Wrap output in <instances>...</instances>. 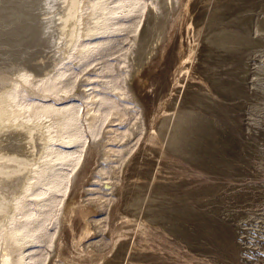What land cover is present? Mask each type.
<instances>
[{"label":"rangeland","instance_id":"374dc122","mask_svg":"<svg viewBox=\"0 0 264 264\" xmlns=\"http://www.w3.org/2000/svg\"><path fill=\"white\" fill-rule=\"evenodd\" d=\"M32 1L31 18L49 2ZM20 2L0 0V63L22 59L0 65V94L35 49L49 53L18 27ZM51 4L43 21L61 13ZM126 14L101 36L82 35L92 24L79 28L71 54L56 61L54 96L44 94L42 72L21 85L25 105L57 93V106H77L82 134L75 145L51 141L75 159L56 166L62 193L36 186L55 202L42 218L45 240L26 243L23 264H264V0H141ZM84 43L97 49L82 55ZM21 177L3 180L0 193L31 196ZM29 197L39 214L41 201Z\"/></svg>","mask_w":264,"mask_h":264},{"label":"bare ground","instance_id":"6f19581e","mask_svg":"<svg viewBox=\"0 0 264 264\" xmlns=\"http://www.w3.org/2000/svg\"><path fill=\"white\" fill-rule=\"evenodd\" d=\"M20 1H21L20 2L21 4L20 3H19V5L17 4L18 5L17 7H19V6H22V7L16 8V10L18 11L19 14H17V16L15 18L16 19L21 18L23 20H26V24L24 22L23 23L20 22L21 24L18 22L19 23L18 27H21L22 29L25 27V31H28L30 33V34H28V36H29L31 41H28L29 42L28 44H31L32 46L34 44L35 46H37L39 43H42L40 45H43V43H44L43 46L48 49L49 53H47V56H46L45 53L43 54V52H41L40 50L36 51L37 49H35L34 48L35 46H34L33 48L35 49V51L33 53L35 55H34V57L32 56L33 59L30 61L25 60L26 63L24 65H26V64L28 65V66L26 65L27 68L25 69L26 70L25 74L19 76L16 80L14 79V81L12 82V84L14 83L13 88L9 93H6L5 92L6 90H5V91H3V93L1 92V94H0V131L1 132L6 131V133L9 132V135L6 136V138H7V140H6L7 145L5 146L6 148L3 149L2 152L0 150V152L3 153V154L0 153L2 155V156H0V183L6 179L9 180L8 182H11V180L17 179V177L22 176L21 178H23V180L19 179V181L20 180L23 181V184L26 187H31V186L33 187V189L30 192L31 196L28 192H26L28 194H27V196H25V199H26V197L30 196L32 199H34V198L37 199L36 202L41 201V202H38V204L40 203L39 205H41V207L39 206L41 208V211L39 214L36 213L37 215L32 214L30 212V210L28 209V206H27L28 202L27 203L24 202L27 199L25 200L23 197L19 196L21 194V192L19 195H17V197L13 195L14 197H16L15 199H13L14 198L13 196H12L13 198H9V196L6 195L7 193L6 194H3V192L0 193V237L4 240V243H5V245H4L5 246L4 247L5 252L2 254L4 257L3 264H23V263H25L26 262L25 257H24L25 255H24V252L22 251L23 248L25 246L30 245V244L32 245V243L34 244L35 240H37L39 238L44 239L45 235L42 234L44 225L42 222H44V220L46 221V219H44V218L48 217L47 216L48 213H47L46 209H48L47 208L48 206H49V208L53 206V205L51 206V203L54 200L51 201V199H50L51 197L46 196L47 192L43 191L41 189L40 190L37 189L36 186L41 185L43 187V185H46L47 186V188L45 187L46 189H48L49 191L52 190L49 192V194L50 193L52 194V192L57 193L58 189H60V191L58 190V193L63 192V190L61 191V187L64 186L63 185L64 181L61 177H58V175L60 176V174H58L59 172H57L58 169H56V166L58 167V165L60 166L61 164L67 165V163H69L73 159H75V154H74L75 151H72L69 149L64 150V148L62 149V148H58V147L55 148L52 145H50L51 141H53V139H56L58 141H61L62 143L64 142L61 145H65V143L66 144L67 143L68 144L73 143L71 145H75L74 142H76V144H79V142L82 139V134H81V130L79 127L80 124L78 125V122H79L78 114H77L78 107L74 106V104H71L69 106H57L58 103H56L58 101L56 98L58 97L57 93L59 91H57L58 89L52 83L55 80H58L57 77L60 75L58 72L59 70L58 71L56 70V68L58 67L56 65V61L58 60V57L61 55H64V54L65 55L71 54V53H68V51H69V49L72 50L71 48L74 46V42L77 41L76 39H78V35H80V33H81V32H79L80 27H84L85 25H88V24H90V25L92 24V26L94 25L93 27H89L88 30L82 29L83 30L82 35L85 38L86 37L92 38L94 36L96 37L97 35H100V34L104 35V33L108 29H110V28L116 29L117 28L115 26L118 25L116 22V18L118 16L121 15V17H122V14H126V13L131 14L136 10L138 5H141V0H114L116 3V6H118L117 8L114 5L112 7H110V4L112 3L111 0H98L97 3H95L94 0H54L58 4V7L56 9H59V7H61L59 9V11H61L60 15L51 16V13H52V11H51L50 16L48 18H46V20L43 21L41 18V17H43L42 15H44L45 17L47 16V13L42 14V7H43L42 4L43 3H41V8H39L37 6L39 9L38 12L41 11V13L36 12L37 13L36 16H33V14H35V13L31 12L33 10H29L31 12L30 14L33 13L32 14L33 18H31V15L28 14V4L31 2V0H24V2L22 0H20ZM46 2H48V3H45L44 7H47L48 4L50 6L52 0H47ZM13 3H15V1H13ZM8 5H10V4H8ZM11 6H12V4H11ZM55 6H56V4H55ZM44 7H43V9H44ZM2 8L0 10L1 13L4 11V10H2ZM6 9L9 10L10 8L7 6ZM29 9H30V7H29ZM35 9L38 10L37 8H35ZM52 9H54V8H52ZM14 10H15V8L13 9V12H14ZM90 10H91V12H89ZM97 10L99 11V13L97 12ZM13 12H12V9L9 10L8 12L6 10V13H4V14H5V16L8 15L9 16V17L7 16L8 18H10V16H11L12 17L11 21H13L14 20L13 16L17 13L16 11H15V13H13ZM7 13H9V14L11 13V14L9 15ZM92 13H94V14L96 13L95 19L92 18ZM80 14H82V16H80ZM48 15H49V13H48ZM5 16H3V19ZM7 17H5V18H7ZM10 19H8V21ZM27 19L28 20L32 19V20L28 21ZM5 20L1 21V18H0L1 23L5 24ZM8 21H6V22H8ZM15 21H17V20H15ZM114 22H116V23H114ZM3 27L5 28V26H3ZM2 29L3 28H1V30ZM15 29H13V30L17 31V29L16 30ZM13 30H12L11 34H13ZM21 31H24V29ZM1 32H0V34H3ZM78 32H79V34H78ZM4 33L9 34L10 32H8V33L4 32ZM17 33H19V31ZM23 35L20 34V36H23ZM14 36H12V37L14 38ZM24 36H27V35H24ZM24 36H23V38H24ZM105 36H107V35H105ZM0 37L3 38V36H0ZM5 37L6 36H4V38ZM8 37L10 38L11 36H8ZM4 38L2 40H5ZM9 38H7V39H9ZM15 40H16V38H15ZM8 42H10V41H8ZM11 42H12V40H11ZM13 42H15V41H13ZM16 42L18 43L19 41H16ZM25 43H24V45L27 44V43L26 44ZM20 44H22V42H20ZM31 45H29V46L27 45L28 47L26 46V48H28V50H30L29 48ZM97 46H98V44H97ZM80 47H81L80 53H82L81 50H84V51H86V54L89 52L95 51V48H96L95 44L92 45V44H85V43L82 44ZM38 48H39V45H38ZM0 49H1V47H0ZM13 49H15V47ZM39 49L42 50V48H39ZM75 50H76V48H75ZM8 52H7V54H8ZM23 52H25V51H23ZM26 52H28V51H26ZM7 54H5V56H8ZM30 55H32V54H30ZM79 55H81V54H79ZM82 55H84V54L82 53ZM8 57L9 58H8L7 64L8 63H14V61L9 62V59L12 56H8ZM26 57H29V56H26ZM12 58H11V60H13ZM63 60H65V59H62V60L60 59L61 62H59L58 64L62 63ZM2 61H4V60H1V62ZM17 61L18 62L22 61L21 56L19 58H17ZM15 63H14V65H12V64L11 65L16 66ZM44 63H47L48 67L46 70L45 69L41 70L40 67H42L44 65ZM1 64L5 65L6 60H5V63H0V65ZM7 64L5 65V67L7 66ZM20 64H22V63H20ZM1 67H3V66H1ZM8 67H10V66H8ZM31 70H34L33 73H35V75L36 74L38 75L42 72L41 74L44 78L43 83H42V87H43L42 89H44L43 91H45L44 94L47 93V95H48L50 93L49 94L50 96H51V94H52V96H54V93L57 91V93L55 95L56 96L55 100H57L56 102H55V100H53L54 102L51 101L52 103H49V104H40L38 102H33L29 105H25V102L22 101L23 96H22L20 89H21L22 84H24L26 86L31 82L30 81L31 80L30 78L32 77L30 74L32 72ZM41 74H40V76H41ZM61 76H62V74H61ZM33 81H34V79H33ZM30 86L32 87L31 84H30ZM31 87L29 89L27 87L26 88H27V90H30ZM31 91H29V92H31ZM43 91H41V92H43ZM31 93H33V92H31ZM60 93H62V91ZM36 94H38V93H36ZM64 94H66V91ZM42 96L46 97V95H41V97ZM53 99H54V97H53ZM59 103L61 104V101ZM76 107H77V109H76ZM44 118H46V119H44ZM90 127H92V125ZM6 133L4 134V138H5ZM58 141H57V143H58ZM61 142H59V144ZM0 143L2 144V141ZM4 143L5 142L3 141V144ZM66 146L70 147V145H66ZM38 147H39V150L41 151L42 154L39 155V158H37V160H35V161L34 160L32 161L31 159L29 160L30 157L33 158L32 156H35V154L37 152L36 149ZM35 150H36V152H35ZM33 152H35V154ZM76 158H77V156H76ZM34 159H35V157H34ZM16 182H18V181H16ZM17 185H19V182L17 183ZM13 188H10V189H13ZM15 188H16V186H15ZM19 188L20 189L23 188L22 183H21V187L19 185ZM62 188L65 189L64 187H62ZM54 190H56V191H54ZM22 192H24V190ZM9 193H10V191H9ZM10 197H11V195H10ZM35 199H34V201H35ZM45 216H47V217H45ZM42 218L44 220H42ZM45 238H46V236H45ZM28 242H30V244L27 245L26 243H28ZM2 250H3V248H2ZM34 259L36 260V258H31L29 261H27V263H31V261H33Z\"/></svg>","mask_w":264,"mask_h":264}]
</instances>
